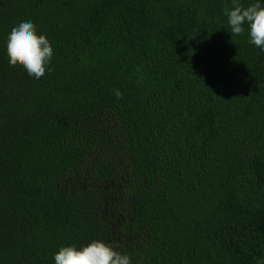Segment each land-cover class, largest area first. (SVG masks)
<instances>
[{
    "label": "trees",
    "instance_id": "16d2710c",
    "mask_svg": "<svg viewBox=\"0 0 264 264\" xmlns=\"http://www.w3.org/2000/svg\"><path fill=\"white\" fill-rule=\"evenodd\" d=\"M225 5L0 0V264L92 239L133 264H264V52ZM22 17L53 48L38 80L8 63Z\"/></svg>",
    "mask_w": 264,
    "mask_h": 264
},
{
    "label": "clouds",
    "instance_id": "9594fccd",
    "mask_svg": "<svg viewBox=\"0 0 264 264\" xmlns=\"http://www.w3.org/2000/svg\"><path fill=\"white\" fill-rule=\"evenodd\" d=\"M223 15L231 36H239L247 28L249 43L264 52V0H251L247 4L232 0L231 7L225 5ZM4 47L9 65L19 63L29 77L38 80L46 70L51 71V42L45 34L38 32L30 17L20 18L11 27ZM112 91L119 100L122 92L119 89ZM53 261L54 264H133L130 254L102 239H92L80 246L61 245L53 253Z\"/></svg>",
    "mask_w": 264,
    "mask_h": 264
}]
</instances>
